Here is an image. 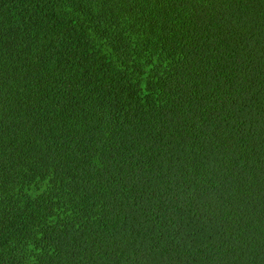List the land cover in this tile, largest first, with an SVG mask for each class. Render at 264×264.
Returning <instances> with one entry per match:
<instances>
[{
  "label": "trees",
  "instance_id": "16d2710c",
  "mask_svg": "<svg viewBox=\"0 0 264 264\" xmlns=\"http://www.w3.org/2000/svg\"><path fill=\"white\" fill-rule=\"evenodd\" d=\"M0 264H264V0H0Z\"/></svg>",
  "mask_w": 264,
  "mask_h": 264
}]
</instances>
